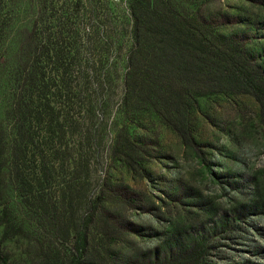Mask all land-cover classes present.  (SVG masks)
Segmentation results:
<instances>
[{
	"label": "trees",
	"instance_id": "16d2710c",
	"mask_svg": "<svg viewBox=\"0 0 264 264\" xmlns=\"http://www.w3.org/2000/svg\"><path fill=\"white\" fill-rule=\"evenodd\" d=\"M209 1L0 0L1 239L28 231L42 245L48 227L65 234L72 256L45 254V264H113L90 252L103 196L89 198L85 223L68 214L101 130L111 132V156L132 169L147 150L122 115L151 113L190 139L199 97L257 96L260 80L238 43L245 35L219 33ZM115 78L119 107L109 120ZM208 241L177 230L135 264H202Z\"/></svg>",
	"mask_w": 264,
	"mask_h": 264
},
{
	"label": "rangeland",
	"instance_id": "374dc122",
	"mask_svg": "<svg viewBox=\"0 0 264 264\" xmlns=\"http://www.w3.org/2000/svg\"><path fill=\"white\" fill-rule=\"evenodd\" d=\"M205 9L218 21L219 33L245 35L238 43L249 71L260 80L257 96L199 97L190 139L180 138L151 113L122 115L120 122L129 123L147 150L132 169L111 156V132L108 126L101 130L95 149L90 148L89 174L68 214L78 226L90 216L89 198L99 192L106 200L95 214L90 242V252L102 262L138 263L175 231L188 230L209 239L202 264H264V0H211ZM117 31L123 34L126 28ZM119 61L118 53L110 56L113 65ZM113 83L109 120L119 107L117 78ZM222 217L227 223L216 225ZM41 231L42 245L28 231L1 239L0 227L6 257L0 264H45V254L52 252L64 260L72 256L62 231Z\"/></svg>",
	"mask_w": 264,
	"mask_h": 264
}]
</instances>
